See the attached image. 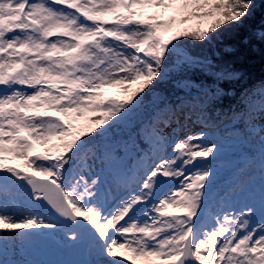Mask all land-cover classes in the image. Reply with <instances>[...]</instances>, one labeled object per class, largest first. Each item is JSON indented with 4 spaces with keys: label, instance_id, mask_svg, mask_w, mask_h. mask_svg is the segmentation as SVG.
I'll return each instance as SVG.
<instances>
[{
    "label": "snow or ice",
    "instance_id": "snow-or-ice-1",
    "mask_svg": "<svg viewBox=\"0 0 264 264\" xmlns=\"http://www.w3.org/2000/svg\"><path fill=\"white\" fill-rule=\"evenodd\" d=\"M177 4L196 23L165 40L177 17H161ZM256 9L257 0H0V248L59 237L84 257L63 264H264V82L215 115L220 82L238 73L194 51ZM253 36L264 42V30ZM191 71L211 83L194 84ZM169 82L183 98L159 94ZM110 88L125 98H106ZM221 117L239 118L259 150L218 190L223 145L208 129Z\"/></svg>",
    "mask_w": 264,
    "mask_h": 264
},
{
    "label": "trees",
    "instance_id": "trees-1",
    "mask_svg": "<svg viewBox=\"0 0 264 264\" xmlns=\"http://www.w3.org/2000/svg\"><path fill=\"white\" fill-rule=\"evenodd\" d=\"M195 23L196 21H191V25ZM259 30H264V4L257 0L255 15L243 27L224 33L210 47L194 49L201 56L213 59V63L218 68L238 73V78L220 82L219 86L224 90L225 95L217 102L215 115L219 116L222 112H227L229 107L235 109L237 101L246 90L264 82V42L253 36V33ZM186 76L196 85L211 83V80L205 78L199 71L188 72ZM162 92L168 95L182 93L181 89L176 88L171 82L161 86L159 94L161 95ZM228 121L226 117H221L215 127ZM231 121L239 128L244 127L248 132L239 118ZM249 140L244 148L248 151L247 155L258 154L259 148L254 135L249 136Z\"/></svg>",
    "mask_w": 264,
    "mask_h": 264
},
{
    "label": "rangeland",
    "instance_id": "rangeland-1",
    "mask_svg": "<svg viewBox=\"0 0 264 264\" xmlns=\"http://www.w3.org/2000/svg\"><path fill=\"white\" fill-rule=\"evenodd\" d=\"M153 11H156V10L155 9H149L148 10L149 13L150 12H153ZM171 16L172 15L170 14V11H168L164 16L161 17V19H168ZM113 90L116 91L117 98L118 97L119 98L120 97L123 98V94L118 89H113ZM138 123H139V120H137L136 124H138ZM262 124H264V120H262L259 117V115H257V117H256V127L257 128H260V126ZM194 130L195 131H199L200 129H198L197 127H195ZM131 132H132V135L134 136L135 135V126L133 127V129H131ZM229 154H230V156H234V153L233 152L232 153L229 152ZM233 159L235 160L236 158L233 157ZM224 163L225 162H219L218 163L219 173H221L223 171H226V169H221L222 167L223 168H226L224 166ZM256 179L259 180V174H258V177L255 178L254 187H256V183H257ZM219 189H223V188L222 187H219ZM53 238L56 239V240H60L59 237H53ZM23 247H27V249L29 251V254H30L31 261L33 260V258L35 256L38 255V252L36 251V249L32 245H30L28 243H19V242H17V243H9L4 248H0V264H25L24 263L25 258L22 256V253H21V250H20ZM43 261H44V258L43 257L39 259V263L41 262V264H43Z\"/></svg>",
    "mask_w": 264,
    "mask_h": 264
}]
</instances>
